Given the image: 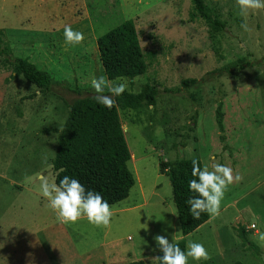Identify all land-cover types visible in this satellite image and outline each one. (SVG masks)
<instances>
[{"label": "rangeland", "instance_id": "1", "mask_svg": "<svg viewBox=\"0 0 264 264\" xmlns=\"http://www.w3.org/2000/svg\"><path fill=\"white\" fill-rule=\"evenodd\" d=\"M203 2L225 22L222 31L189 20L190 0H0V38L11 55L51 77V89L39 92L0 62V264H156L153 236L182 237L169 181L157 170L177 158L199 159L209 170L225 164L243 177L229 185L220 215L184 236L185 251L189 241L199 242L211 257H189L188 264H264V11L242 16L235 0ZM124 19L134 23L147 68L132 80L108 81L127 82L132 92L145 82L157 90L153 105H116L133 185L111 205L108 227L86 219L62 224L29 178L53 177L43 158L51 166L67 103L93 93L92 78L104 75L95 39ZM64 24L83 32L84 41L66 44ZM239 58L249 61L242 70L200 81ZM184 78L198 82L183 88ZM237 225L259 255L240 243Z\"/></svg>", "mask_w": 264, "mask_h": 264}, {"label": "trees", "instance_id": "2", "mask_svg": "<svg viewBox=\"0 0 264 264\" xmlns=\"http://www.w3.org/2000/svg\"><path fill=\"white\" fill-rule=\"evenodd\" d=\"M187 14L189 20H200L213 32H220L225 28V22L221 21L217 13L203 0H190ZM95 44L107 79L125 77L132 80L146 71L145 55L140 48L131 19H124L97 36ZM0 62L8 65L12 73L20 75L26 83L33 84L39 92H47L51 89L50 74L38 69L27 58L11 55L8 44L1 38ZM248 64V60L239 58L227 62L220 68L205 72L199 79L204 81L211 76L231 74L233 71L242 70L244 65ZM197 82L196 78H184L180 80V87L186 88ZM94 94V92L85 93L72 98L67 103V115L56 136L51 169L57 183L64 175L73 176L79 179L86 189L99 191L112 205L124 199L133 185V176L126 166L127 160L131 159L132 155L128 152L125 143L124 128L121 129L116 106L108 109L98 104L93 99ZM156 95L155 86L145 82L138 91L126 90L121 96L114 98L118 105L125 107L153 105ZM214 116L217 128L221 131L222 112L219 104L215 108ZM195 117V113L190 115L191 126L194 125ZM192 159L165 160L160 161L157 166L158 172L166 175L170 184L171 199L182 236L176 242L184 251V236L194 231L209 217L208 214L202 213L199 220L193 219L185 203L186 199L192 195L188 190V181L193 179ZM236 233L240 243L247 250L254 255H259L258 246L248 238L242 225L236 226ZM161 254L158 252L156 256ZM128 264H143V261L135 260ZM156 264H159L157 259Z\"/></svg>", "mask_w": 264, "mask_h": 264}, {"label": "clouds", "instance_id": "3", "mask_svg": "<svg viewBox=\"0 0 264 264\" xmlns=\"http://www.w3.org/2000/svg\"><path fill=\"white\" fill-rule=\"evenodd\" d=\"M235 4L242 16L264 11V0H235ZM62 26L66 44L77 45L84 41L83 32L74 30L69 24ZM241 28L246 32L252 30L247 23H242ZM90 83L95 93L93 99L108 109L116 106L114 97L121 96L128 87L127 82L109 83L104 75L92 78ZM211 158L215 159L214 156ZM43 160L46 166L51 167L47 164V156ZM191 176L193 179L188 181V190L192 195L185 203L188 205L189 214L195 220H199L202 213L212 218L218 217L221 201L229 185L243 180L242 175L238 172L234 174L230 166L217 162L209 170L207 165L201 167L196 158L191 160ZM29 180L37 183L39 194L47 200L48 207L56 214L60 223L75 224L86 219L96 227L106 228L110 225L113 216L111 205L99 191L86 189L79 179L64 175L57 183L54 177L50 178L41 172ZM258 239L264 242V234H260ZM153 240L162 253L155 257L159 264H188L189 257L196 261L211 258L203 243L189 241L187 251H184L174 237L169 240L166 235L156 234ZM261 246L264 247V244Z\"/></svg>", "mask_w": 264, "mask_h": 264}, {"label": "built area", "instance_id": "4", "mask_svg": "<svg viewBox=\"0 0 264 264\" xmlns=\"http://www.w3.org/2000/svg\"><path fill=\"white\" fill-rule=\"evenodd\" d=\"M247 227H248L249 229H250V228H254V224L251 223V224H249Z\"/></svg>", "mask_w": 264, "mask_h": 264}, {"label": "water", "instance_id": "5", "mask_svg": "<svg viewBox=\"0 0 264 264\" xmlns=\"http://www.w3.org/2000/svg\"><path fill=\"white\" fill-rule=\"evenodd\" d=\"M262 259H263V261H264V256L262 255Z\"/></svg>", "mask_w": 264, "mask_h": 264}, {"label": "crops", "instance_id": "6", "mask_svg": "<svg viewBox=\"0 0 264 264\" xmlns=\"http://www.w3.org/2000/svg\"><path fill=\"white\" fill-rule=\"evenodd\" d=\"M208 218H209V217H208ZM206 221H207V220H206ZM206 221H205V222H206ZM198 227H199V226H198Z\"/></svg>", "mask_w": 264, "mask_h": 264}]
</instances>
